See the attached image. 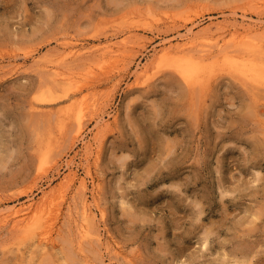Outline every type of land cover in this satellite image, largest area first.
<instances>
[{"label": "rangeland", "instance_id": "374dc122", "mask_svg": "<svg viewBox=\"0 0 264 264\" xmlns=\"http://www.w3.org/2000/svg\"><path fill=\"white\" fill-rule=\"evenodd\" d=\"M245 18L264 24V0H0V208L55 197L62 209L53 234L61 259L0 221V264H264V88L253 93L225 67L193 93L162 57L192 27L211 26L232 45ZM72 48L83 54L62 64L94 73L77 75L75 97L42 103L49 71ZM69 108L86 116L75 144L74 118L55 139ZM48 139L54 167L42 166ZM70 160L89 196L97 187L105 246L80 245Z\"/></svg>", "mask_w": 264, "mask_h": 264}, {"label": "bare ground", "instance_id": "6f19581e", "mask_svg": "<svg viewBox=\"0 0 264 264\" xmlns=\"http://www.w3.org/2000/svg\"><path fill=\"white\" fill-rule=\"evenodd\" d=\"M226 27H227V25L218 26V29L221 30V29H224ZM233 29H234V31H230L229 34H232V36L234 37L233 38L234 44L229 45L231 41H227L225 37L215 38V36L211 33V31L213 30V27H211V26H208L199 32H195L193 27H192V28L187 30L186 34H182L180 37L177 38V43L174 44L172 42H169V43L165 44L163 47V51H162L163 52L162 57H164V61H166V63L168 64V67H171L174 69V71L177 73V75L180 77V79L186 84L187 88L191 92H193L197 86H203V87L207 86L208 82L211 80V78L214 75L217 74L216 72L219 69L221 71V69L225 70L226 68H228L229 71H231V73L233 75H236L237 77H239L240 78L239 80L240 81L242 80L244 82V84H246V86L251 87V89L253 88L252 89L253 93H256L257 91L261 92L260 90H257V89L264 88V43L260 42V40L264 42V39H260L259 41L255 39V41L254 40L252 41L251 39H249L248 36L250 34L254 33V34H260L261 36L264 37V24L259 23V22H249L247 20V18H245L242 21L240 29L236 26H235V28L233 27ZM201 39H204V40L202 41ZM144 40H145V37H144ZM200 45L203 47V49L197 52L196 47L200 46ZM111 46H112V44H108L106 47V51L111 50V48H112ZM239 46L246 48L248 53H240L238 51ZM197 48H199V47H197ZM195 52H197V53H195ZM69 54L70 55H68L66 53L65 56H62V58L60 59L62 61L59 60L61 63L59 62L57 65L54 66V68L51 69V71H49V76H50L49 78L50 79H48V81H50V83H48V82L47 83L50 85V87L48 90V96H46L45 98L42 99V101H43L42 103H46L49 105L51 103L58 102L62 98H73V97H75L76 91H77L76 89H78L80 87V86H77V83L79 81L77 75H81L83 77H85V76L90 77V74L94 73V71L92 70L93 69L92 67H90L89 69H85L87 71V73L77 74V73H75V71L72 67L64 66L62 64V62H64V61L66 62L67 56H71L72 58H75L76 56H80L83 53L78 52V49L75 50V48H72V50ZM162 61H163V58H162ZM166 63H164V64H166ZM61 66H64V67H61ZM62 68H64V69H62ZM218 73H220V72L218 71ZM84 79L86 82H88L87 79H89V78H87V79L84 78ZM177 80L180 81L179 79H177ZM178 84H176V85H178ZM178 86H180V85H178ZM211 90H210V92H213L215 90V88H214V90L213 89H211ZM255 90H256V92H254ZM183 93H185V92H183ZM263 93H264V90H263ZM261 95L258 96V98H260ZM255 96L257 97V95H255ZM263 97H264V95H263ZM183 98H184V96H183ZM210 98H211V96H210ZM257 99H255L254 101H256ZM256 102H258V101H256ZM180 105H183V104L180 103ZM248 105H250V103ZM194 106L195 105L193 104V107ZM186 107H188V106H186ZM253 107L256 108L255 105ZM171 110L173 111V109H171ZM180 110H182V109H180ZM186 110H187V108H186ZM205 110H206V108H205ZM84 112H85L84 109H80L78 111V110H75V108L74 109L71 108V110L69 108L68 112L61 119V122L59 125L60 135H62V136L61 137L59 136V138L58 137L55 138L56 135H53L52 137L55 138L56 140L57 139L61 140V138H66V136H64V135H66L68 133V127H67L68 123H66L64 120H65V118L69 119V120L74 118L76 121L77 130H75L76 133L72 135V138L74 141V143L72 142V144H75L76 140L77 139L79 140V138L82 136V133L84 130V122L83 121H84V118L86 117ZM192 113H195V112L192 111ZM185 117H187V115ZM193 117H194V115H193ZM193 117L191 116V118H193ZM104 119H105L104 116H101V118L99 120V122L103 123V126L106 125ZM189 123H190V121H189ZM192 123H193V121H192ZM194 127L195 126H193V128ZM56 140H55V142H56ZM173 140L171 141L172 142L171 144L174 145ZM181 140H183V139H181ZM179 141H178V143H179ZM164 142L167 143L165 140H164ZM159 143H161V142H159ZM259 143H260V140H259ZM263 143H264V140L262 141V144ZM58 144H60V143H58ZM163 145H164V143H163ZM177 146L179 147V145H177ZM54 147H55V145H54L53 141L48 139V144H47V147L45 150L46 153L44 152V155L42 157V164H43L42 166L43 167H44V165L47 166L46 163H51L50 165H52V167H54V165L57 164V162H58L57 157H55L54 154L51 153L54 151L53 150ZM170 147H171V145H169V148ZM174 147H175V145H174ZM169 148L167 147L166 150ZM165 152L168 153V151H165ZM88 153L85 156L86 162L90 160V154H88ZM95 154H96V156H95L96 162H98V160H100V158H101L100 145H99V149L97 151L95 150ZM171 154H170V156H171ZM163 155H165V153ZM56 156H57V154H56ZM72 162H73V160H70L68 162L67 165L69 166V168L71 167ZM52 163H54V164H52ZM46 168L47 167H45V170H46ZM40 169L41 168H39V170ZM52 170H53V168H52ZM40 175H38V176H40ZM86 175H88V173ZM64 179H65V182L68 181V182L72 183V184L70 183L71 185L77 186L78 192H79V194H81V198H79V199L77 198L78 200L75 198L73 204L69 201L70 205L68 208L69 212L72 211L71 215L74 216L75 214L73 212L76 213L75 219H77L79 221L78 225H77V229H76L77 231L76 232L79 235L78 238H80V245L83 246V243L91 242V243H97L100 247L105 246L106 244L104 241V233L102 232L100 227L97 226L98 225V219H100V221H103V219L105 217V211L97 203V192L98 191H97V187H94L95 182H93L94 185H92V186L94 188L91 190V195L89 196L88 192L91 188H89L90 186H89L88 180H87V178H85V176L83 178H81V177L78 178L77 172L74 171L73 169H71L69 174L66 175L64 177ZM61 184L64 185L65 184L64 181L61 182ZM63 185H62V187H60V189L63 188ZM60 189H59V191H60ZM61 196H62V194H61ZM46 198H47V196H46ZM48 202H49V200H48ZM1 204H3V203H1ZM57 204H58V202H57ZM57 204H56V198L54 197V200L52 202L47 203V201H46V203H44L42 205H40V201H39V204L29 203V204L23 205L21 207H13V208H8V206L1 207L0 208V221L3 223L4 222L10 223L11 226H13L15 229L19 228L20 233L23 234L22 235L23 240L26 242H27V240H29V242H30L29 244L32 246L33 249H36L38 252H49L48 249L51 248L49 253L54 257V259L56 261V258H58V259H61V258L58 256V252L57 251L55 252V250L57 248V245H56L57 241L56 242L54 241L53 234H54V230H55L54 228L59 225L58 224L59 218L62 217V215L60 217L58 216L59 212L62 211V209H60V206ZM261 214H262V212H261ZM256 215H258V214H256ZM249 231L250 230H248V232ZM105 248L107 249L108 247H105ZM47 256H48V254H47ZM253 257H254V254H253ZM47 260H45V261H47ZM42 262L43 261H41V263ZM101 263L105 264L104 260H102ZM108 264H110V263H108Z\"/></svg>", "mask_w": 264, "mask_h": 264}]
</instances>
